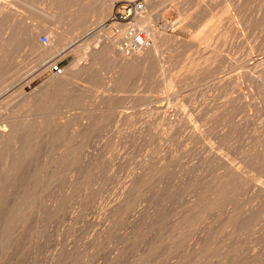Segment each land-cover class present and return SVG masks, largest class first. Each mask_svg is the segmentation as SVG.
<instances>
[{
    "label": "rangeland",
    "instance_id": "obj_1",
    "mask_svg": "<svg viewBox=\"0 0 264 264\" xmlns=\"http://www.w3.org/2000/svg\"><path fill=\"white\" fill-rule=\"evenodd\" d=\"M145 1L167 41L123 63L127 26L114 35L110 12L100 27L102 0H7L0 264H264V63L244 67L264 59V0H221L231 13L213 0ZM29 26L40 50L59 34L72 47L39 61ZM107 29L116 54L101 53ZM51 61L64 79L85 71L52 90L40 71Z\"/></svg>",
    "mask_w": 264,
    "mask_h": 264
},
{
    "label": "bare ground",
    "instance_id": "obj_2",
    "mask_svg": "<svg viewBox=\"0 0 264 264\" xmlns=\"http://www.w3.org/2000/svg\"><path fill=\"white\" fill-rule=\"evenodd\" d=\"M10 1H12V0H10ZM110 2L109 4L107 3V2ZM115 2V0H102V3H101V5L99 6L100 8H99V12H97V20L98 21H96V22H98V23H102L104 20H105V16L107 15V14H109L110 12H112V14H111V16L113 15V13H114V10H115V6H114V2ZM172 1H175V0H172ZM199 1V0H198ZM208 1V0H207ZM229 1V0H228ZM93 2H94V0H93ZM113 2V3H112ZM150 2V1H149ZM165 2H169V0L168 1H166V0H164V1H162V0H152V3L151 4H153L155 7H157L158 5H160V4H163L164 5V3ZM201 3V2H200ZM203 3V2H202ZM208 3V2H207ZM224 2H221V0H213V2L211 3V5H210V8H215V7H219V9H221L222 11H224L225 13H227L228 11H229V13H231L230 12V10H229V8L231 7V5L229 4V3H226V4H223ZM232 3V2H231ZM90 4V3H89ZM233 5V4H232ZM96 6V5H95ZM161 6V5H160ZM159 6V7H160ZM197 6V5H196ZM235 6V5H234ZM98 7V6H97ZM207 7H209L208 5H207ZM221 7V8H220ZM158 8V7H157ZM198 8V7H197ZM205 8V7H204ZM199 9H200V7H199ZM208 9V8H207ZM234 9V8H233ZM16 10V9H15ZM14 8H12L11 7V4L9 3V2H7V0H0V14L1 15H7V16H9L10 14H12V16H13V14H15V13H13L14 11ZM203 10V9H202ZM232 10V9H231ZM18 11H16V13H17ZM87 12V11H86ZM210 13V12H209ZM223 13V12H222ZM224 13V14H225ZM21 14V13H20ZM77 14V13H76ZM75 14V15H76ZM82 14V13H81ZM54 15V14H53ZM72 15H73V13H72ZM17 16V15H16ZM23 16H25V15H23ZM23 16H21L22 17V20L24 19L23 18ZM27 16V15H26ZM82 16V15H81ZM111 16H110V18H111ZM19 17L20 16H18V19H19ZM20 17V18H21ZM109 18V19H110ZM211 18V17H210ZM28 19V18H27ZM69 19V18H68ZM108 19V20H109ZM11 20H13V19H11ZM75 20V19H74ZM107 20V21H108ZM197 20V19H196ZM24 21H26V20H24ZM23 21V22H24ZM107 21L105 20L104 21V23H102L101 24V26L100 27H102V29H104L105 28V25H106V23H107ZM211 21V20H210ZM19 22H20V20H19ZM22 22V21H21ZM60 21H58V23H59ZM60 23H62V22H60ZM151 23V21H150V18L148 17V15H143L141 18H139V20H138V23H137V26L139 27V28H143V29H147V32H148V34H149V32H150V38L152 39V43H151V45L149 46V47H147V48H144V49H141L140 51H138V52H135V53H133V55L134 54H136L135 56H137V57H139V58H143V59H151L152 57H155V56H157V55H159V52H160V49L162 48V45H163V41H167V38H165V36L163 37L161 34H159V33H157L154 29H153V26L150 24ZM21 24V23H20ZM49 24V23H48ZM51 24V23H50ZM57 24V23H56ZM74 24V23H73ZM23 25H25L24 23H23ZM55 25V24H54ZM63 25V24H62ZM26 26V25H25ZM64 26V25H63ZM78 26V25H77ZM76 26V27H77ZM203 26V25H202ZM20 27H21V25H20ZM45 27L46 28H50L49 27V25L48 26H46L45 25ZM55 27V26H54ZM58 27V26H57ZM81 27V26H80ZM27 28V27H26ZM66 28V27H65ZM209 28V27H208ZM74 29V28H73ZM81 29V28H80ZM85 29V28H84ZM124 29H125V27H124ZM199 29H200V27H199ZM61 30H62V28H61ZM85 30H87V29H85ZM25 32H24V36H25V40H26V42H28L27 44H35L33 47H32V53H37V55L39 56L38 58H39V61H42V60H44L45 58H50L49 56L51 55V54H53V53H55V55H54V57H58V56H62L63 57V55H67V52L69 51L68 49H70L69 47H72V46H70V44H71V42H70V44H68V42H67V44L69 45L68 46V48H66V41H65V44H63L64 42V39H67V38H65V35L67 36V34H59V35H57V37H56V39H55V45L53 44L52 45V43H51V45H50V43H49V46L48 47H50V48H45V50L43 49V50H40V46H38L37 45V36H38V31H37V29L36 28H33V27H28L26 30H24ZM40 31V30H39ZM52 31V30H51ZM54 31V30H53ZM60 31V30H59ZM81 31H82V29H81ZM80 31V32H81ZM124 31V30H123ZM127 31V29L125 30V32ZM41 32V31H40ZM50 32V31H49ZM56 31H54V33H55ZM13 33H15V31L13 32ZM52 33V32H51ZM58 33H60V32H58ZM57 33V34H58ZM70 33V32H69ZM202 33V32H201ZM73 34V33H72ZM50 35V34H49ZM55 35V34H54ZM71 35V34H70ZM106 37H105V41H104V43H103V50H101V53H104V54H116L115 52H118L119 51V53H117V59L120 61V62H125L127 59L129 60V56L130 55H125L124 53H122L120 50H119V48H118V51H117V44H118V38L116 39L113 35H112V33H111V31L109 30V29H107V31H106ZM221 35V34H220ZM53 36V35H52ZM74 36H75V33H74ZM73 36V37H74ZM68 37V36H67ZM197 37H199V35H197ZM71 38V37H70ZM201 38V37H200ZM24 39V38H23ZM69 39V38H68ZM68 39H67V41H68ZM197 39V38H196ZM54 40V39H53ZM70 40V39H69ZM21 41V40H20ZM72 41V40H71ZM32 42V43H31ZM51 42V41H50ZM64 45H66L65 46V48H64ZM25 47V46H24ZM43 47V46H42ZM28 50V49H27ZM68 50V51H67ZM96 50V49H95ZM259 50V49H258ZM263 50V49H262ZM29 52H30V50H29ZM100 52V51H99ZM66 53V54H65ZM93 53H94V55H99L100 53H98L97 51L96 52H94V50H93ZM251 53V52H250ZM258 54V53H257ZM36 55V56H37ZM46 55V56H45ZM101 55V54H100ZM263 55H264V52H263ZM48 56V57H47ZM108 56V55H107ZM250 56V55H249ZM0 57H2V56H0ZM92 57V56H91ZM251 57V56H250ZM34 58V57H33ZM32 59V58H31ZM41 59V60H40ZM156 58H154V60H155ZM249 59V58H248ZM46 60V59H45ZM55 60V59H54ZM90 60V59H89ZM97 60H98V58H97ZM247 60V59H246ZM92 61V60H91ZM133 61V60H132ZM2 62V61H1ZM36 62V61H35ZM52 62V61H51ZM56 62V61H55ZM117 62V61H116ZM145 62V61H144ZM149 62V61H148ZM247 62V61H246ZM27 63V62H26ZM92 63V62H91ZM90 63V64H91ZM119 63V62H118ZM126 63H127V61H126ZM133 63H135V61L133 62ZM147 63V62H146ZM260 63H261V65L264 63V59L261 57V58H252V59H250L247 63H245L244 64V67L245 68H249L250 69V67L252 68V67H258V65H260ZM29 64V63H28ZM31 64H33L32 62H31ZM35 65H36V63H34ZM38 64V63H37ZM97 65V64H96ZM117 65V64H116ZM121 65V64H120ZM193 65V64H192ZM31 66V65H30ZM145 66V65H144ZM1 67V66H0ZM33 67V66H32ZM31 67V68H32ZM42 67V66H41ZM118 67V66H117ZM193 67V66H192ZM24 68V67H23ZM160 68H162V67H160ZM40 69V68H39ZM31 70V69H30ZM69 70V69H68ZM84 69L83 68H80V67H76L75 68V66H74V68L72 67L71 69H70V72L67 74V77H66V79H64V77H62L61 75L59 76V75H54L53 76V78L49 81V83L47 84V88H49V87H51V89H52V87H54V86H56L57 84L59 85V83H61L62 84V80L64 79V80H67V79H69V81L72 79V77L74 76V73L76 72V71H83ZM199 70V69H198ZM255 70V69H254ZM21 71V70H20ZM24 71V70H23ZM25 71H27L28 72V70H25ZM25 71L23 72V73H25ZM37 71V70H36ZM85 71V70H84ZM189 71V70H188ZM192 71V70H191ZM195 71V70H194ZM38 72V71H37ZM118 72V71H117ZM248 72V71H247ZM21 73V72H20ZM39 74V73H38ZM40 75V74H39ZM252 75V74H251ZM167 76V75H166ZM199 76V75H198ZM213 76V75H212ZM261 76V75H260ZM260 76H258V77H260ZM70 77H71V79H70ZM200 77V76H199ZM217 77V76H216ZM215 77V78H216ZM238 77H240V76H238ZM18 78V77H17ZM79 78V77H78ZM212 78V77H211ZM31 79V78H30ZM29 79V80H30ZM75 80V79H74ZM73 80V81H74ZM241 80H242V77H241ZM260 80V86L261 87H264V74H263V76H261V78L259 79ZM236 81H238V80H236ZM30 82V81H29ZM65 82V81H64ZM167 82V81H166ZM257 82H259V81H257ZM174 83V82H173ZM4 84V83H3ZM7 85V84H6ZM64 84H62V86H63ZM4 86V85H3ZM22 85H21V83L19 82V83H17L16 85H14V87L12 86V87H9L8 86V89H7V87H6V89H4L5 91H8V90H13L14 88H20ZM25 86V85H24ZM23 86V87H24ZM5 87V86H4ZM44 87H45V84H44ZM56 88V87H55ZM17 90V89H16ZM53 90V89H52ZM55 90V89H54ZM60 90V89H59ZM44 91V90H43ZM46 91V90H45ZM47 94V93H46ZM39 95V94H38ZM48 95V94H47ZM51 95V94H50ZM57 95V94H56ZM42 96H43V94H42ZM41 99V98H40ZM55 99V98H54ZM29 100V99H28ZM56 100V99H55ZM42 101V100H41ZM55 102V101H54ZM264 103V102H263ZM38 104V103H37ZM41 104V103H40ZM50 106V105H49ZM40 118V117H39ZM29 124V123H28ZM9 125V124H8ZM16 125V124H15ZM40 125V124H39ZM19 126V125H18ZM29 127V126H28ZM16 128V127H15ZM23 128V127H22ZM18 130V129H17ZM21 133V132H20ZM9 135V133L7 132V130H6V128H0V137H3V138H5V137H7ZM10 136V135H9ZM8 136V137H9ZM13 137H14V135H13ZM11 138V137H10ZM1 139V138H0ZM3 140V139H2ZM6 140H7V138H6ZM4 142V141H3ZM9 142V141H8ZM25 155V154H24ZM21 159V158H20ZM17 164V163H16ZM222 194V193H221Z\"/></svg>",
    "mask_w": 264,
    "mask_h": 264
},
{
    "label": "built area",
    "instance_id": "obj_3",
    "mask_svg": "<svg viewBox=\"0 0 264 264\" xmlns=\"http://www.w3.org/2000/svg\"><path fill=\"white\" fill-rule=\"evenodd\" d=\"M145 13H147L145 0H122L109 19L110 23L107 25L113 24L114 35H121L123 33L122 27L127 26V31L124 32L125 34L119 45V50L125 55L138 52L149 47L152 43V39L147 32L137 26V20ZM48 42V36L41 35L40 43L46 45ZM40 71L41 73H52L59 76L63 74V68L59 62H49L42 66Z\"/></svg>",
    "mask_w": 264,
    "mask_h": 264
}]
</instances>
